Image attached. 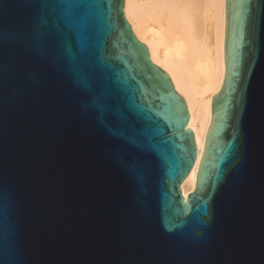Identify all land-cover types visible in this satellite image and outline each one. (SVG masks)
<instances>
[{"label":"water","instance_id":"95a60500","mask_svg":"<svg viewBox=\"0 0 264 264\" xmlns=\"http://www.w3.org/2000/svg\"><path fill=\"white\" fill-rule=\"evenodd\" d=\"M55 5L84 6L81 26ZM122 6L0 0V264H264V0H225L185 197V102Z\"/></svg>","mask_w":264,"mask_h":264},{"label":"bare ground","instance_id":"6f19581e","mask_svg":"<svg viewBox=\"0 0 264 264\" xmlns=\"http://www.w3.org/2000/svg\"><path fill=\"white\" fill-rule=\"evenodd\" d=\"M122 11L150 61L166 72L184 99L186 127L196 149L194 164L180 183L185 197L195 185L212 95L224 75L225 0H123Z\"/></svg>","mask_w":264,"mask_h":264},{"label":"snow or ice","instance_id":"6c2138e0","mask_svg":"<svg viewBox=\"0 0 264 264\" xmlns=\"http://www.w3.org/2000/svg\"><path fill=\"white\" fill-rule=\"evenodd\" d=\"M61 12V17L67 25L72 27L73 29H77L81 26V21L79 19L80 13L82 10L86 11V8L81 5H55ZM96 107L101 111L106 110V105H104L101 101L96 100L95 101ZM109 131L114 135V136H122L124 133L120 130V128H110ZM127 139L135 143L136 142V136L134 132H130L127 135Z\"/></svg>","mask_w":264,"mask_h":264}]
</instances>
